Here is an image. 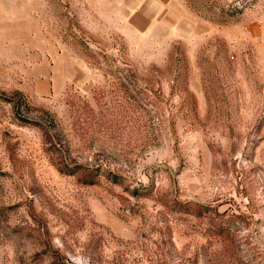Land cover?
Listing matches in <instances>:
<instances>
[{
	"label": "rangeland",
	"instance_id": "obj_1",
	"mask_svg": "<svg viewBox=\"0 0 264 264\" xmlns=\"http://www.w3.org/2000/svg\"><path fill=\"white\" fill-rule=\"evenodd\" d=\"M0 264H264V0H0Z\"/></svg>",
	"mask_w": 264,
	"mask_h": 264
},
{
	"label": "trees",
	"instance_id": "obj_2",
	"mask_svg": "<svg viewBox=\"0 0 264 264\" xmlns=\"http://www.w3.org/2000/svg\"><path fill=\"white\" fill-rule=\"evenodd\" d=\"M85 177H86L85 181H87V178H92V174H88ZM174 209H176L177 211H180V212L184 211L185 213H191V214H197V215L202 213L201 212L202 209L200 207H197L193 203H190V202H186V203L176 202L174 204ZM224 225L225 224H222V225L219 224V229L223 230L224 229Z\"/></svg>",
	"mask_w": 264,
	"mask_h": 264
}]
</instances>
